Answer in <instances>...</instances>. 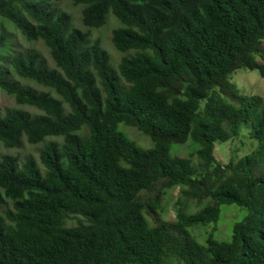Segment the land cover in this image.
I'll return each instance as SVG.
<instances>
[{"label": "trees", "instance_id": "16d2710c", "mask_svg": "<svg viewBox=\"0 0 264 264\" xmlns=\"http://www.w3.org/2000/svg\"><path fill=\"white\" fill-rule=\"evenodd\" d=\"M58 1L0 0V88L37 110L0 108V145L43 144L0 157V264H264V98L231 80L239 68L264 78V0H71L86 29ZM109 16L116 63L90 34ZM6 22L53 65L16 49ZM244 125L257 148L218 161L215 143ZM190 139L191 157L172 154ZM230 203L249 209L231 240L200 243L189 227Z\"/></svg>", "mask_w": 264, "mask_h": 264}, {"label": "rangeland", "instance_id": "374dc122", "mask_svg": "<svg viewBox=\"0 0 264 264\" xmlns=\"http://www.w3.org/2000/svg\"><path fill=\"white\" fill-rule=\"evenodd\" d=\"M57 7L62 8L66 12L70 13L72 16L73 25L86 29L81 20V10L82 6L75 5L71 0H60L55 3ZM119 25V21L114 16H109L107 22L99 27L92 28L90 30L91 38L99 41L100 45L105 48L111 55V62L116 63L121 54L116 51L111 43V33L112 30ZM5 26L10 30V42L15 45V48L22 50L24 48H36L43 56L46 58L50 65H53L52 58L50 56L49 50L38 41L27 40L20 31L8 22ZM23 83L31 84L34 87L41 89V86L36 85L32 81L20 79ZM231 80L236 83L241 93L246 95L258 94L264 98V78L260 75L257 70H250L247 68H239L234 71L231 75ZM20 108L26 109L31 112H36L37 110L28 105L17 104L12 95L6 93L0 88V108ZM120 128L125 131L132 139L136 140L143 147H151V141L146 137L140 130L136 127L125 126L123 123L120 124ZM48 139L60 140L59 137H49ZM42 143L31 144L27 141L20 148H7L0 145V157L3 154H13L17 155L19 158L23 159L27 155L39 156V149L42 147ZM258 146V140L250 136L249 129L244 125L239 131V134L229 141H217L215 143V157L220 162L229 161L233 158L235 161L241 157L249 154ZM199 145L193 141L188 140L184 144L175 143L172 146V154H178L182 156L191 157L192 153L197 150ZM193 162H198L197 156H192ZM180 188L170 189L167 191L162 208L163 217L167 220H173L177 215V199L179 196ZM199 206L192 203L190 210L194 211ZM249 214V209L247 207L239 206L236 203L223 204L221 206L220 218L217 222H211L209 224H199L189 227L190 232L197 238L200 243L206 244L207 237L212 234L213 237L218 241H230L233 234V227L236 222L242 221ZM75 219H69L68 223H75ZM172 264H179L176 259L171 260Z\"/></svg>", "mask_w": 264, "mask_h": 264}]
</instances>
